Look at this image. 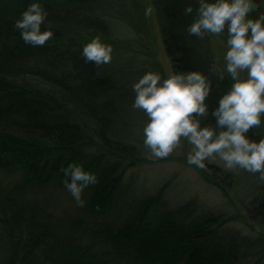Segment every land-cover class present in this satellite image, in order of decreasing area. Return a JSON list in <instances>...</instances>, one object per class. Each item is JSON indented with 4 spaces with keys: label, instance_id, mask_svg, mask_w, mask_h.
<instances>
[{
    "label": "trees",
    "instance_id": "1",
    "mask_svg": "<svg viewBox=\"0 0 264 264\" xmlns=\"http://www.w3.org/2000/svg\"><path fill=\"white\" fill-rule=\"evenodd\" d=\"M31 2L0 0V264H264L258 173L247 171L256 187L243 205L251 236L231 228L235 216L222 207L207 209L196 198L174 203L166 186L137 197L125 183L150 160L137 139L143 119L131 107V85L151 71L137 53L150 47L153 32L172 70H200L213 80L202 126L215 124L211 111L230 87L210 71L214 41L226 45V37L187 33L195 13L184 9L196 0H40L49 13L42 30L54 31L43 46L24 42L14 27ZM260 12L264 4L250 15ZM124 31L133 37L120 38ZM97 35L114 48L112 62L99 67L81 55ZM248 135L258 140L264 130ZM72 162L99 178L84 191L86 205L41 199L50 186L69 192L63 169ZM211 177L225 195L239 183L222 168Z\"/></svg>",
    "mask_w": 264,
    "mask_h": 264
},
{
    "label": "clouds",
    "instance_id": "2",
    "mask_svg": "<svg viewBox=\"0 0 264 264\" xmlns=\"http://www.w3.org/2000/svg\"><path fill=\"white\" fill-rule=\"evenodd\" d=\"M261 4L264 0H196L185 7V15L195 13L187 25L189 35L226 37L223 63L217 58L210 71L221 81L227 78L230 87L211 111L215 124L202 126L213 91V80L205 72L174 69L163 76L148 71L134 81L131 107L147 117L142 134L149 159L169 157L186 139L191 146L188 164L206 169L219 159L225 170L258 173L264 182V135L258 140L248 135L264 126V12L250 15ZM48 15L40 0L28 5L14 24L24 42L43 46L54 36L51 27L42 30ZM113 53V45L97 35L83 45L81 55L99 67L111 63ZM63 171L68 177L65 188L78 206H85L84 191L99 183L97 174L79 162Z\"/></svg>",
    "mask_w": 264,
    "mask_h": 264
},
{
    "label": "rangeland",
    "instance_id": "3",
    "mask_svg": "<svg viewBox=\"0 0 264 264\" xmlns=\"http://www.w3.org/2000/svg\"><path fill=\"white\" fill-rule=\"evenodd\" d=\"M148 9H151V12H148L151 15L152 8L150 5ZM122 35L125 38L133 37L128 31L121 32V36L119 37L122 38ZM153 37L154 39L150 41V47L147 49L142 47L138 50L139 52L137 54L141 57L140 64L144 65L146 63L150 65L151 71L159 72L163 76H167L172 71L170 60L165 54L156 31L153 32ZM214 45L217 57L223 62V53L226 51V45L218 39L214 41ZM139 111L143 119L140 122L145 123L147 117L142 110ZM140 122L137 121L136 133L137 139L143 141V124ZM260 128L264 130V126ZM190 147L188 141L182 139L181 146L169 157L145 160L139 167L130 170L125 183L132 185L137 197H141L146 193L155 192L161 187L166 186L168 197L174 203H181L196 198L207 209L222 207L225 211H228L231 217L235 216L236 221L231 223V228L242 232L245 236H251L250 234L255 235L249 228L247 219L244 217L245 210L243 207V205L250 203L251 197L255 193V191L251 190L252 187H256L255 179L243 169L235 171L226 170L237 176L239 183L235 184L234 189L231 186V189L227 190L226 195L224 193L222 194L219 189L208 183L207 177L212 178L211 174L214 168L224 169L223 161H219L218 159L217 162L210 163L206 169H200L195 165H190L187 162V152ZM40 198L46 200L51 205H60L61 207L70 206L68 201L74 200L70 192L59 189L56 186L47 187L40 194Z\"/></svg>",
    "mask_w": 264,
    "mask_h": 264
}]
</instances>
